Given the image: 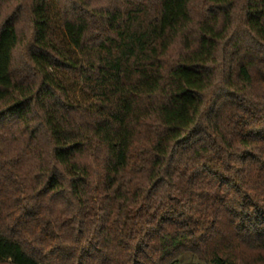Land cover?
Instances as JSON below:
<instances>
[{
  "label": "trees",
  "instance_id": "1",
  "mask_svg": "<svg viewBox=\"0 0 264 264\" xmlns=\"http://www.w3.org/2000/svg\"><path fill=\"white\" fill-rule=\"evenodd\" d=\"M0 264H264V0H0Z\"/></svg>",
  "mask_w": 264,
  "mask_h": 264
}]
</instances>
